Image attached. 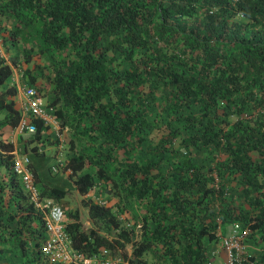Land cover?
Wrapping results in <instances>:
<instances>
[{
  "label": "trees",
  "instance_id": "16d2710c",
  "mask_svg": "<svg viewBox=\"0 0 264 264\" xmlns=\"http://www.w3.org/2000/svg\"><path fill=\"white\" fill-rule=\"evenodd\" d=\"M0 17L7 21L8 42L22 46L25 63L36 47L52 66L42 75L51 84L59 129L69 131L72 154L64 169L77 190L85 194L95 183L91 172H80L90 166L115 198L112 205L81 199L91 219L113 229L109 236L86 230L75 211L63 210L74 248L113 251L130 243L134 264L146 262L148 252L157 264H203L217 228L210 207L224 225L239 221L251 235H264V0H0ZM11 73L1 57L0 85ZM15 93L11 85L0 91V250L14 242L30 254L25 264H40L46 237L41 213L12 170L14 144L2 129L20 120ZM159 93L170 103L162 109L178 112L192 133L175 146L178 129L169 128L153 155L117 159L116 148L144 140L159 121L160 114L150 118ZM193 102L198 112L185 114ZM32 121L35 150L44 124ZM195 144L216 150L212 164H192L187 149ZM170 171L178 174L172 188ZM41 187L54 201L66 193ZM119 213L131 224L124 225Z\"/></svg>",
  "mask_w": 264,
  "mask_h": 264
},
{
  "label": "rangeland",
  "instance_id": "374dc122",
  "mask_svg": "<svg viewBox=\"0 0 264 264\" xmlns=\"http://www.w3.org/2000/svg\"><path fill=\"white\" fill-rule=\"evenodd\" d=\"M7 21L0 17V58L3 57L8 63L12 66V73L8 80L0 85V91L4 90L8 85L13 86L16 89V93L13 95V100L16 101L17 106H20L21 98L24 97L23 88L25 85L32 84L36 89V96L39 97L40 102L45 107L48 112L50 120L44 121V128L40 133V138L36 145L35 150L31 148V143L35 140L32 139L34 133H19L15 129V125L4 126V138L11 141L14 146L18 148L20 152L26 153L32 163L33 168L35 169L39 182L44 186H54L59 188H64L66 193L65 195L57 200L55 198L52 201L61 205L64 210H71L78 214L79 219L82 221L83 226L86 230L89 228H94L98 230L99 233L103 235H111L113 229H109L108 225L104 224L102 220H93L89 217L87 208L82 204V198H90L94 201L101 202L104 204H113L115 200L109 193H106L102 187L103 184L96 177L95 169L90 166H85L80 172L89 171L95 179V183L89 187L88 191L85 194H81L76 186L74 185L72 178L69 175V170L64 169V164L67 158L72 154L71 150L68 149V139L69 131L66 129L60 130L58 125V119L54 117V108L50 105L52 99L51 84L46 82L42 74L52 73V66L49 65L48 60L36 52V47L32 54L31 61L28 63L24 62V56L22 53V46L17 48L15 45L8 42L6 39L5 25ZM34 44V43H33ZM68 55L69 49H66ZM15 59L17 63H14L12 59ZM120 56L117 55V59ZM29 74H32L35 77V81L32 82L29 78ZM160 93L156 96V99L150 103V118L155 119L154 116L161 115L157 117L159 121H153L152 125L149 127L148 132L144 140L139 142L128 143L127 146H119L116 148L114 153L116 154L117 159H131L139 161L144 157H149L156 152L155 148H152L159 140L161 135H164L168 132L169 128L178 129L177 138L173 139V144L177 146L182 137H188L192 133L190 129L183 127L184 118L178 112L171 110L167 113L164 109V106H167L169 103L168 100L159 97ZM9 98L5 93L2 94ZM20 119L28 121L27 113L24 115L20 109ZM183 112L185 114H190L193 112H198L197 104L195 102L191 103L190 106L184 107ZM5 110L0 109V119L3 118ZM47 126V127H45ZM100 138L97 139L99 146H105L100 142ZM157 146V145H156ZM106 147V146H105ZM182 151H186L183 149ZM216 150L209 146H202L200 144L190 145L187 149V156L191 160L192 164L197 166L200 165V168L203 169L205 166L212 164L215 160ZM156 158V157H155ZM173 166V165H172ZM165 171V170H163ZM4 172V167H0V174ZM171 172V171H170ZM173 173V174H171ZM169 173L166 178L168 185L172 188L174 186V180L178 174L177 172ZM187 175V173H185ZM229 176L234 177V173L230 172ZM213 179H210L211 182L215 180V183L218 182L216 174L213 173ZM234 179V178H233ZM235 180V179H234ZM233 180V181H234ZM54 198V197H53ZM116 207L113 206V209ZM213 208L210 207L207 210V214L210 215V220L217 225V228L221 230L224 234L229 227V224L223 223L220 217L216 213H212ZM128 215L126 213H119L118 218L123 221L124 225H130L132 219L128 221ZM227 223V222H225ZM215 246L218 247V244L215 242H208L207 249L211 253ZM246 247L250 253H252L257 262L262 264L261 257L264 256V235L259 231H256L252 235L248 236L246 240ZM132 246L130 243H126L123 248H117L116 250L111 251L114 256H120L127 258L131 253ZM104 248L99 249L101 253L104 252ZM110 251V250H109ZM108 252V251H106ZM30 255V254H29ZM28 254L21 252V249L14 244V242H9L4 246V250H0V264H25L31 263L32 260ZM42 263H48V259L41 253ZM146 258V262H140L141 264H157L158 261L154 260L151 257V254L145 253L143 255Z\"/></svg>",
  "mask_w": 264,
  "mask_h": 264
},
{
  "label": "built area",
  "instance_id": "2783aa9c",
  "mask_svg": "<svg viewBox=\"0 0 264 264\" xmlns=\"http://www.w3.org/2000/svg\"><path fill=\"white\" fill-rule=\"evenodd\" d=\"M23 94L19 109L24 115L28 114V121L21 118L15 125V129L19 133L31 134L36 130L33 118H40L44 122L50 120V117L39 97L36 96V89L33 85H25ZM11 160L12 170L18 178L25 196L41 213L46 234L42 245V254L47 257L48 263L134 264L128 257L114 256L112 250L109 251V249H105L103 253L99 250L86 253L74 248L63 222V209L61 205L53 202L51 197L41 193L42 187L32 170L29 156L14 146ZM214 233L215 237L209 242H215L218 247L215 246L211 253L208 252L203 264H254L255 259L251 258L253 254L246 247V240L251 235V230L248 227L235 221L229 224L224 234L219 228H216ZM207 251L209 250L207 249Z\"/></svg>",
  "mask_w": 264,
  "mask_h": 264
},
{
  "label": "crops",
  "instance_id": "0c3cea01",
  "mask_svg": "<svg viewBox=\"0 0 264 264\" xmlns=\"http://www.w3.org/2000/svg\"><path fill=\"white\" fill-rule=\"evenodd\" d=\"M38 141H39V140H38ZM38 141H37V142H38ZM37 142H36V143H37ZM34 143H35V142H34ZM38 144H39V143H38Z\"/></svg>",
  "mask_w": 264,
  "mask_h": 264
}]
</instances>
